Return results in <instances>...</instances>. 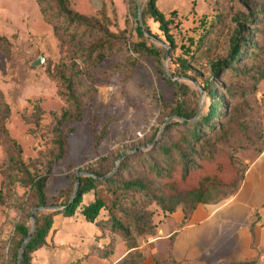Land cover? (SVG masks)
Here are the masks:
<instances>
[{
	"label": "rangeland",
	"instance_id": "374dc122",
	"mask_svg": "<svg viewBox=\"0 0 264 264\" xmlns=\"http://www.w3.org/2000/svg\"><path fill=\"white\" fill-rule=\"evenodd\" d=\"M147 1L69 0L75 13L100 22L126 45L108 53L96 67L85 68L75 51L86 46L91 37L76 34L62 21L56 26L48 23L37 0H0V125L20 147L23 165L45 175L53 150L54 118L68 110L61 96V75L75 78L85 102L81 120L63 128L67 156L51 168L45 186L49 204L62 193H70L73 177L100 158H109V176L120 155L155 146L158 140L149 145L146 142L154 135L158 138L163 128L176 120L169 114L177 104L189 114L196 113L191 122L207 115L211 99L201 87L202 81L186 75L178 58H187L190 51L194 57L190 66L202 79L208 78L211 63L229 58V40L236 26L233 17L238 14L247 18L245 31L253 48L233 65L237 72L232 68L220 71L214 87L218 101L225 98L230 105L236 100L247 101L251 108L248 127L251 134L262 135V148L259 141L254 147H247L249 143L242 140L236 143L232 148L239 178L231 188L211 191L205 205L217 206L230 199L250 164L264 151V0H155L170 22V35L176 44L171 52L158 25L141 15L142 28L151 34H144V41L158 52L161 67L154 58L130 51V46L142 41L136 32L139 25L134 15L137 19L138 11L135 14L134 7L139 2L142 13ZM46 3L50 4L49 0ZM40 58V66H31ZM7 151L0 129V192L4 176L10 172ZM8 190L5 203L0 202V264H14L6 255L15 224L25 221L27 227L32 226V210L26 211L24 206L27 190L18 183ZM143 211L151 215L155 233L133 235L137 248L132 251L110 228L86 223L79 212L72 218L55 215L46 246L32 254L31 264H177L170 255L169 234L177 216L183 215L181 207L169 214L145 202ZM42 213L46 212H37Z\"/></svg>",
	"mask_w": 264,
	"mask_h": 264
},
{
	"label": "trees",
	"instance_id": "16d2710c",
	"mask_svg": "<svg viewBox=\"0 0 264 264\" xmlns=\"http://www.w3.org/2000/svg\"><path fill=\"white\" fill-rule=\"evenodd\" d=\"M37 2L48 23L56 26V22L62 21L66 27L74 28L76 34L92 38L86 46L78 47L75 51L85 68L96 67L108 53L125 49L126 45L120 37L111 34L100 22L75 13L69 0H49L50 4L46 0ZM134 12L137 13V7H134ZM141 15L147 16L158 25L170 51L175 52L176 44L170 35V22L158 10L156 1L148 0ZM134 18L138 24L136 15ZM233 21L236 26L229 40V58L211 63L212 72L208 78L202 79L201 74L190 66L194 60L190 51L186 53L187 58H178L179 66L185 74L190 73L196 81H202L201 87L211 99L207 115L191 122L196 113L189 114L177 104L169 114L176 117V120L166 125L158 138L154 135L146 142L149 145L158 140L155 146L149 149L139 148L145 150L124 157L111 176H107L112 167L107 157L100 158L97 164L80 170L79 173L83 175L73 177L74 187L75 180L78 179L75 195L73 189L68 194L62 193L61 198L55 200L54 204H49L45 192L52 166L67 156L66 133L63 128L69 123L80 121L85 108L74 77L60 76L61 96L68 105V110L54 118L51 140L53 150L46 161L44 176L23 165L20 147L8 137L3 124L0 125L8 147L10 170L4 176L0 202L5 203L4 193H8V188L18 183L27 190L24 204L26 211L46 207L55 209L35 214L33 237L22 253L20 264H31L32 254L46 246L55 215L72 218L79 212L86 223L98 228H110L125 241L128 250L132 251L137 248L132 240L133 235L154 236L155 233L151 215L143 211V203L154 204L169 214L175 213L181 207L186 222L199 205L207 204L211 191L233 187L239 177L234 168L232 147L242 140L249 143L247 147H254L253 143L259 141L260 149L262 148V135L251 134L248 127L251 108L247 101L236 100L234 105H230L225 98L218 101L214 87L220 71L232 68V71L237 72L233 65L237 64L250 47L244 25L247 18L238 14L233 17ZM143 30L141 32L139 26L136 28L142 41L130 46V51L139 57H152L159 63L158 52L148 47L144 41L143 35L151 34L148 30ZM74 38L75 36L72 37ZM251 48L253 47L250 50ZM254 48L257 50L258 45ZM158 66L161 67V63ZM164 78L168 84L173 85L167 77ZM231 97L236 99L237 96L232 94ZM26 223L21 221L15 224L9 242L6 257L14 264L22 243L30 233L31 228Z\"/></svg>",
	"mask_w": 264,
	"mask_h": 264
},
{
	"label": "crops",
	"instance_id": "0c3cea01",
	"mask_svg": "<svg viewBox=\"0 0 264 264\" xmlns=\"http://www.w3.org/2000/svg\"><path fill=\"white\" fill-rule=\"evenodd\" d=\"M262 211L264 151L230 199L217 206L199 205L186 222L177 216L169 234L170 255L177 264H264Z\"/></svg>",
	"mask_w": 264,
	"mask_h": 264
},
{
	"label": "water",
	"instance_id": "95a60500",
	"mask_svg": "<svg viewBox=\"0 0 264 264\" xmlns=\"http://www.w3.org/2000/svg\"><path fill=\"white\" fill-rule=\"evenodd\" d=\"M137 11H138V13H137L138 25H139V28H140L141 32H144V30L142 28V25H141V8H140L139 2H137ZM42 62H43V59L40 58L39 60L34 61L31 64V66H33V67L40 66L42 64ZM167 76L169 77V75H167ZM161 133H160V135H161ZM143 150H145V149L136 148L135 150L124 154L121 158L118 159V164L122 161V159L124 157H126V156H128V155H130L132 153H135V152H138V151H143ZM115 170H116V168L110 173L109 176H111L114 173ZM81 175H83V174L82 173H78L77 174V177H79ZM77 189H78V179L75 180L74 195L76 194ZM53 210H55V209L54 208H51V207H46V208L33 209L31 211L30 215H31L32 226H31L30 233H29L28 237L24 240V242L21 245V248L19 250V254H18V258H17L16 264H20V260H21L22 253L24 252L25 248L27 247V245L29 244V242L31 241V239L33 237V233H34V229H35V214L37 212H39V211H53Z\"/></svg>",
	"mask_w": 264,
	"mask_h": 264
}]
</instances>
